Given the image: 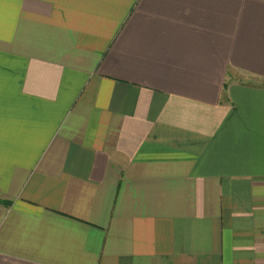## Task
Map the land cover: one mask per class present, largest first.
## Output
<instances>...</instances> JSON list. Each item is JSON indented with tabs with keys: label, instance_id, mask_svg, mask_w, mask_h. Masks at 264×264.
Segmentation results:
<instances>
[{
	"label": "crops",
	"instance_id": "1",
	"mask_svg": "<svg viewBox=\"0 0 264 264\" xmlns=\"http://www.w3.org/2000/svg\"><path fill=\"white\" fill-rule=\"evenodd\" d=\"M0 264H264V0H0Z\"/></svg>",
	"mask_w": 264,
	"mask_h": 264
}]
</instances>
